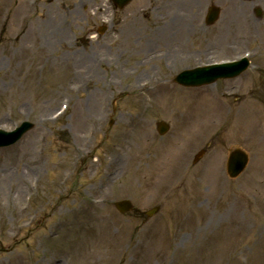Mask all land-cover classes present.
<instances>
[{
  "label": "rangeland",
  "instance_id": "1",
  "mask_svg": "<svg viewBox=\"0 0 264 264\" xmlns=\"http://www.w3.org/2000/svg\"><path fill=\"white\" fill-rule=\"evenodd\" d=\"M211 2H223L224 12L213 34L228 30L225 53L212 58L250 52L264 68V23L257 30L249 25L251 34L245 29L242 37V14L253 20L243 10L249 3L239 0H134L115 13L105 0H0V127L36 124L20 142L0 149V200L7 202L6 194L15 200L5 212L0 208V262L44 264L56 257L57 264H264V72L249 70L209 89L173 82L178 72L215 54L208 53L207 34L193 29ZM103 24L109 31L117 27L120 38L107 31L99 42H88L91 28ZM168 27H175L165 40L169 48V41L186 38L195 60L183 65L163 52L158 32L165 35ZM145 54L156 56L137 66ZM85 55L109 60L100 64L92 88L74 95L72 73ZM135 70L144 81L152 72L167 75L171 91L133 90L138 75L127 73ZM68 93L71 107L56 117ZM194 101L198 111L190 109ZM205 101H221L227 112L208 120ZM159 121L171 124L163 137ZM232 147L250 155L237 179L226 173ZM202 148L206 155L193 165ZM22 170V184L13 181ZM32 175L38 177L35 189ZM127 198L140 213L155 205L161 210L147 221L121 214L114 203ZM22 204L34 220L6 237L23 220L16 214ZM58 219L62 226L55 227ZM87 244L89 259L82 254Z\"/></svg>",
  "mask_w": 264,
  "mask_h": 264
},
{
  "label": "bare ground",
  "instance_id": "2",
  "mask_svg": "<svg viewBox=\"0 0 264 264\" xmlns=\"http://www.w3.org/2000/svg\"><path fill=\"white\" fill-rule=\"evenodd\" d=\"M171 28L174 29V27H171ZM171 34H173L172 30L166 32L165 35L164 34L158 35L160 37V39L162 38L161 41H164L162 47L164 49H166V50L169 48V46L166 44L167 41H165V40H168L170 38ZM173 54H174L175 60H177L179 62V64H184V63L186 64V63H189L190 60H193V56H191L189 54H185L184 55V51H183V49L181 47H177L173 51ZM144 58L146 60L142 61L141 63H139L137 66L146 65L148 63L147 60L149 59L150 61H153L154 57H151V56L145 54ZM81 62H82V64L80 66H76L75 67L78 70L74 71V73L72 75V78H71V80H72V82L74 83L75 86L72 89L70 88V90L78 91L79 93H81V91L83 90V87H85L87 85H89V88H91L92 86H90V85L92 83H94V80H97V77H99V70H98L99 65H97V63L92 58L85 57L84 60H81ZM169 69H171V68L169 67L168 70ZM83 74L86 76V78L84 79V83L82 85H78V78L81 75H83ZM138 74H139V72L137 71L136 76ZM141 82H142V79L140 78V75H138L137 81L135 83L131 84L130 88H132L133 90L141 89L145 93H165V92H169V90H170L169 84L165 80V76H161L160 74L159 75H155L151 79V82L149 83V85H147L145 83L142 84ZM96 85H97V83H96ZM108 88H109L108 84H103L102 88H101V94H106ZM91 94L95 95V91L91 92L90 95ZM91 98H92V101H93L94 100V96L91 95ZM70 107L71 106H69L68 109H70ZM85 110H86V108H85ZM214 111H216V112L225 111V107L222 105V103H220V104H217L216 106H213L212 109L206 108V112L210 116H214V114H215ZM88 114L84 115L83 113H81L80 115L83 116L84 119H86V118H89V117H85V116H88ZM252 131H254V126L251 128L250 132H252ZM26 173L27 172L24 171V170L20 171L19 173H16V177L17 178L14 179V177H13V181H15L17 179L18 183L21 182V184H22V180H24ZM7 175L12 177L9 173ZM16 187L19 188L20 185L19 186L16 185ZM18 191H19V189L16 190V193H18ZM3 194L4 193H2V195ZM18 194H20V193H18ZM0 195H1V192H0ZM14 196L17 197L18 195H14ZM15 197H13V198H15ZM11 198H12L11 195H7L6 194L4 200H7V202L3 201V203H2V201L0 200V208H4V212L7 209V207L10 205V202H12V201H13V203L15 202V200H13V199L11 201L10 200ZM26 213L28 214L27 218H25L23 216ZM16 214L19 215L20 216L19 218H22L23 220H19L14 225V228L9 230L6 233L7 235L5 234L6 237L7 236H9V237L12 236L14 238L16 235H18L22 231V229L24 227H28V221L33 216L31 213H28V209L26 208V206H24V204L20 205L19 207L18 206L16 207ZM14 216H15V214H14ZM54 225H55V227L62 226V220L58 219L57 222ZM5 249L7 250L8 248H5ZM83 251H85L84 253H82V254L85 255L84 258L87 257V259H89V257L93 255L92 249L90 248V245H88V244L86 246H84ZM67 253L61 252L59 256L62 255L64 258H68L67 256H69V254H67ZM17 259H20V258H17ZM20 261H21V259L18 262H16L15 264H19ZM97 262L98 261L95 260V259L92 260V264H97ZM21 263H22V261H21ZM57 263H58V260H57L56 257H54V258H51L47 263L45 262L44 264H57ZM0 264H6V263L3 260V261L0 262Z\"/></svg>",
  "mask_w": 264,
  "mask_h": 264
},
{
  "label": "water",
  "instance_id": "3",
  "mask_svg": "<svg viewBox=\"0 0 264 264\" xmlns=\"http://www.w3.org/2000/svg\"><path fill=\"white\" fill-rule=\"evenodd\" d=\"M188 83L200 82L199 80L195 79V77H185L183 78ZM246 163V158L244 156H235L230 163V167L233 170V174H238L243 168ZM128 208V207H127Z\"/></svg>",
  "mask_w": 264,
  "mask_h": 264
}]
</instances>
